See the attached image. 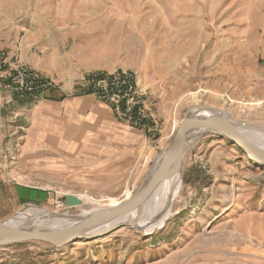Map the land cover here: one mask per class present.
<instances>
[{
    "label": "rangeland",
    "instance_id": "rangeland-1",
    "mask_svg": "<svg viewBox=\"0 0 264 264\" xmlns=\"http://www.w3.org/2000/svg\"><path fill=\"white\" fill-rule=\"evenodd\" d=\"M50 30L75 35L87 58L101 65L82 84L88 73L137 76L157 131L145 137L129 127L119 135L116 162L98 159L61 172L43 186L42 198L1 187L0 220L26 211L81 216L113 198L123 201L194 106L222 110L264 138V0H0V35ZM3 52L40 72L6 48L0 63ZM67 194L84 203L67 206ZM137 222L61 248L0 247V264H264V165L222 135H201L187 149L180 191L163 226Z\"/></svg>",
    "mask_w": 264,
    "mask_h": 264
},
{
    "label": "crops",
    "instance_id": "crops-1",
    "mask_svg": "<svg viewBox=\"0 0 264 264\" xmlns=\"http://www.w3.org/2000/svg\"><path fill=\"white\" fill-rule=\"evenodd\" d=\"M0 49L42 72L53 86L34 93L0 91V190L8 185L18 197L42 198L54 176L87 169L98 160L117 161L119 135L131 126L117 121L107 104L82 88L83 75L101 65L87 58L75 35L45 31L8 32ZM140 135H149L131 127ZM133 135V134H132ZM3 193H0V196Z\"/></svg>",
    "mask_w": 264,
    "mask_h": 264
},
{
    "label": "water",
    "instance_id": "water-1",
    "mask_svg": "<svg viewBox=\"0 0 264 264\" xmlns=\"http://www.w3.org/2000/svg\"><path fill=\"white\" fill-rule=\"evenodd\" d=\"M204 111L211 114L202 115ZM238 124L239 122H235L222 110L201 106L190 108L185 113L172 143L148 171L141 186L129 197L116 205L103 207L86 215L69 217L73 222L61 227L32 223L15 226L8 224L7 219L0 220V247L26 242H43L61 248L74 242L95 239L127 224L125 221L117 220L134 212H140L161 182L177 169L182 172L187 149L190 143L198 138H191L194 130L202 131L199 136L206 133L222 135L239 146L256 163L264 165V148L247 139L243 135L242 126ZM63 203L73 207L84 202L77 195L67 194ZM132 225H135L134 222Z\"/></svg>",
    "mask_w": 264,
    "mask_h": 264
},
{
    "label": "built area",
    "instance_id": "built-area-1",
    "mask_svg": "<svg viewBox=\"0 0 264 264\" xmlns=\"http://www.w3.org/2000/svg\"><path fill=\"white\" fill-rule=\"evenodd\" d=\"M11 54L3 52L0 63V90L13 93H34L53 86L45 75L13 62ZM83 92L94 97L111 109L115 119L148 135L157 131L150 121L145 93L138 89L137 76L132 73H88L82 84Z\"/></svg>",
    "mask_w": 264,
    "mask_h": 264
},
{
    "label": "bare ground",
    "instance_id": "bare-ground-1",
    "mask_svg": "<svg viewBox=\"0 0 264 264\" xmlns=\"http://www.w3.org/2000/svg\"><path fill=\"white\" fill-rule=\"evenodd\" d=\"M210 114L211 113L208 111H204L202 113V115H205V116L210 115ZM238 125L240 127L242 126L243 135L247 139H249L253 142L256 141L255 143L259 144L261 147L264 148V138L263 137H262V139L256 138L255 135L253 134V131L250 132L246 128V123H241V124L239 123ZM201 133H202L201 130H194L191 133V138L195 139V138L199 137V135ZM251 136L255 141L251 139ZM180 186H181V173H180V170L177 169L167 179H165L163 182H161V184H159V186L153 192L151 197L148 199V201L144 204V206L140 210V212H141L140 216L138 215L139 212H134V213H132L128 216H125V217H123L117 221L118 222L125 221V222L133 223V222H137V220L140 219V221L137 222L139 226H145L146 224H149V223H151L150 229L163 226L166 219L171 214V206H172L173 201L175 200V198L177 197V195L180 191ZM130 195L131 194L128 193V195L126 197H129ZM88 199L91 202L95 201V199H93L91 197ZM118 203H120V201L113 198V199H111V203L109 205L113 206V205H116ZM91 211H93V210H91ZM89 212H86L83 215H86ZM28 214H32V213H30V212L27 213V211H26V212H23L21 214H16L15 216L7 219V223L10 225H15V226L24 225L27 223H32V224H37V225L61 227V226L69 225L73 222L72 218L59 217L54 213L46 212V211H39L38 214L37 213L32 214L35 217H32ZM154 221H156L155 224L152 223ZM103 229H106V228H103Z\"/></svg>",
    "mask_w": 264,
    "mask_h": 264
},
{
    "label": "trees",
    "instance_id": "trees-1",
    "mask_svg": "<svg viewBox=\"0 0 264 264\" xmlns=\"http://www.w3.org/2000/svg\"><path fill=\"white\" fill-rule=\"evenodd\" d=\"M229 140V139H228ZM242 150V149H241ZM30 242H26V243H18V244H14V245H24V244H28ZM72 244V243H71ZM9 246H13V245H9ZM67 246V245H66ZM5 247H8V246H5ZM54 247V246H53Z\"/></svg>",
    "mask_w": 264,
    "mask_h": 264
}]
</instances>
